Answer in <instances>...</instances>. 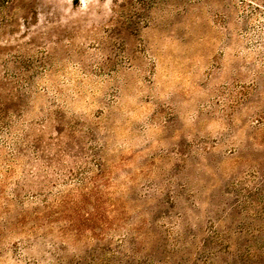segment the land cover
<instances>
[{"label":"rangeland","instance_id":"1","mask_svg":"<svg viewBox=\"0 0 264 264\" xmlns=\"http://www.w3.org/2000/svg\"><path fill=\"white\" fill-rule=\"evenodd\" d=\"M0 264H264V0H0Z\"/></svg>","mask_w":264,"mask_h":264}]
</instances>
